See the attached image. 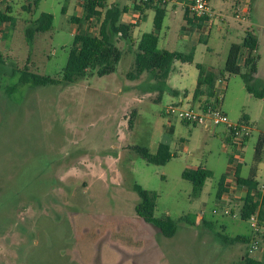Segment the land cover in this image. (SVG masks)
Masks as SVG:
<instances>
[{
  "label": "rangeland",
  "instance_id": "374dc122",
  "mask_svg": "<svg viewBox=\"0 0 264 264\" xmlns=\"http://www.w3.org/2000/svg\"><path fill=\"white\" fill-rule=\"evenodd\" d=\"M141 1L108 5L128 8L131 21H137L135 5L144 6ZM187 1L167 4L159 48L192 55L193 62L173 64L162 94L148 73L131 78L137 42L154 31L152 11L135 30L134 44L115 38L124 52L115 73L17 86L25 69L62 81L75 36L97 34L105 10L100 19L76 23L83 0L4 1L3 8L9 4L12 12L10 22L0 25V264H239L246 254L264 257V227L255 231L250 220H242L246 189L234 176L241 166L247 177L253 164L264 133V98L249 94L241 75L224 72L231 47L243 45L251 33L258 42L251 85L264 87V0H210L208 16L192 17V24ZM44 13L54 17L53 25L30 45L26 32ZM126 17L122 13L120 22ZM246 58L243 53L238 61L242 75L249 73ZM198 64L218 75L215 94L203 98L218 104L233 124L250 119L251 134L242 145L227 146L223 134L166 115L172 104L191 108L185 94L196 90ZM160 144L174 155L163 166L149 164L134 150L156 154ZM262 161L261 171L264 154ZM198 167L209 177L195 197L182 174ZM225 175L228 194L220 193ZM137 185L158 195L155 217L177 223L173 237L137 215ZM204 222L213 223L215 233L251 242L225 245Z\"/></svg>",
  "mask_w": 264,
  "mask_h": 264
},
{
  "label": "trees",
  "instance_id": "16d2710c",
  "mask_svg": "<svg viewBox=\"0 0 264 264\" xmlns=\"http://www.w3.org/2000/svg\"><path fill=\"white\" fill-rule=\"evenodd\" d=\"M109 0H83V15L81 18H73L76 23H85L91 21L93 18H101V9L105 10L103 19L100 21L99 32L95 35L90 33L77 34L74 39V44L70 50L68 64L63 72V80H57L48 77H41L31 74L28 69L21 71L20 82L17 86L32 85L48 86L56 85L61 82L72 83L77 78H82L92 75L97 72L99 76H106L116 72L117 66L120 63L124 52L116 45L115 38L127 41L134 44L133 32L135 25L130 23L120 22L122 13L127 12V8L121 10L117 5H108ZM136 1V0H135ZM178 0H148L142 2L145 7H152L155 11L153 21L154 31L151 33H144L137 42V50L135 57V67L132 71L131 78L135 79L148 73L149 77L158 84V89L161 94L167 89V80L172 72V66L176 61L182 63H192L193 56L185 55L179 52H171L159 48L158 33L162 30L164 20L167 14L166 6L169 2ZM136 9H141V5H136ZM12 12L11 6L8 4L6 9L0 10V25L10 22L8 15ZM189 13V12H188ZM189 23H193V19L203 20L206 16L198 18L189 13ZM193 17V19H192ZM54 22V17L51 14H42L41 17L32 23V27L28 28L26 36L30 45L33 44L35 35L40 32H47L51 29ZM258 46L257 39L251 34L247 33L243 45H233L230 49L224 72L231 75H241L246 83V88L249 94L257 99L264 98V87L261 90H256L252 85L255 78L257 67L256 59L252 54L256 51ZM246 53V62L249 67V73L241 74L238 61L240 56ZM2 62V57H0ZM199 76L197 80L194 97L198 99L204 88L208 87L207 93L215 94V84L218 78L216 73H212L209 69L201 64L197 65ZM223 75V72L220 73ZM173 94L178 95L179 92L173 91ZM218 105V104H216ZM205 104L203 106L206 107ZM250 119L245 116L239 123H249ZM190 124L187 122H183ZM196 126V125H194ZM247 140V139H246ZM229 144H232L231 138L227 139ZM134 150L149 164L163 166L170 162L174 155L171 152L170 146L160 144L156 154L149 152L147 148L135 147ZM264 154V133H261L255 147L254 161L250 167L247 177L242 176L241 166L236 167L234 176L237 181V186L246 189V197L241 210V218L244 221L257 214L258 226L264 227V195L261 193L260 182L258 180L259 164L262 162ZM233 163V159H231ZM183 179L189 181L193 185L194 196L199 197L204 189L206 181L209 177V171L204 167L196 169H187L182 174ZM226 175L221 180L220 193H227L225 187ZM135 191L139 194L140 203L136 208L137 215L146 223L155 227L163 236L171 238L178 229L177 223L170 217L156 218V200L157 194L142 189L140 186H135ZM228 194V193H227ZM257 197L258 199H255ZM187 224L191 223L189 217L181 219ZM204 225L210 230L218 239L219 242L225 245L249 244L251 238L247 237H228L223 233H215L213 223L204 222ZM239 264H264V257L262 259H255L250 254H246Z\"/></svg>",
  "mask_w": 264,
  "mask_h": 264
},
{
  "label": "built area",
  "instance_id": "2783aa9c",
  "mask_svg": "<svg viewBox=\"0 0 264 264\" xmlns=\"http://www.w3.org/2000/svg\"><path fill=\"white\" fill-rule=\"evenodd\" d=\"M4 1L6 0H0V10L4 9ZM143 1L147 2L148 0H142L141 2ZM209 3L210 0H188L185 4L189 13L201 18L208 16L210 13ZM236 18L240 19L241 17L236 14ZM165 113L168 116H176L183 122L196 126H202L204 129L212 133H214L217 128L224 126L229 132L232 145L236 146L242 145L251 134L252 127L250 125L246 123H231L229 117L218 105L214 106L212 104H208L206 107H201L196 110L194 108H184L181 104H172L166 108ZM226 213H228V211H226ZM250 221L252 222V228H254L255 231L258 230L257 214L253 215L250 218ZM253 248L255 250L258 249L257 246H254Z\"/></svg>",
  "mask_w": 264,
  "mask_h": 264
},
{
  "label": "crops",
  "instance_id": "0c3cea01",
  "mask_svg": "<svg viewBox=\"0 0 264 264\" xmlns=\"http://www.w3.org/2000/svg\"><path fill=\"white\" fill-rule=\"evenodd\" d=\"M174 2H176V1H174ZM116 5V4H115ZM136 5H140V4H136ZM135 5V6H136ZM128 9V8H127ZM135 10H137L138 12H139V18H138V20L136 21H131V18H129V14H130V11L131 10H127V12L126 13H124L127 17H126V20L123 22V23H127V24H130V23H132V24H134L135 25V28H134V32H133V38H134V33H135V30H137L138 28H139V25H140V23L142 22V21H147L148 19H149V17H150V15H148V11H152L153 13H152V19H153V21H154V17H155V11H154V9L152 8V7H145V6H142V8L141 9H136L135 8ZM189 15V14H188ZM189 17H190V15L187 17V21H189ZM189 23V22H188ZM190 24V23H189ZM210 71V70H209ZM207 92H205L204 91V93H202V95H201V97H199L198 99H196L195 97H194V93L193 94H189L187 91H186V94H185V96H186V100H187V102L189 103L188 105H189V107H191V108H194V109H199V108H201V107H203L205 104L206 105H208V104H212V102L209 100V99H204L203 97H204V95H207L206 94ZM250 124H251V121L249 122ZM186 124V123H185ZM220 128V127H219ZM219 128H217L216 130H215V132H214V134H216V135H219V134H223L224 135V138H226V141H227V139L229 138V132L227 131V129L224 127V129L223 130H221L219 133H217L218 132V130H219ZM232 143V142H231ZM227 144V146H230V145H232V144H230L229 145V143L227 142L226 143ZM167 145V144H166ZM169 146V145H168ZM171 148V147H170ZM263 162V161H262ZM258 176H260V177H262L263 179H264V170L263 171H261L260 169H258ZM257 176V177H258ZM227 178V177H226ZM226 182V181H225ZM260 182V181H259ZM260 186H261V184H260ZM226 187V186H225ZM264 195V194H263ZM237 196V195H236ZM255 199H256V197H255Z\"/></svg>",
  "mask_w": 264,
  "mask_h": 264
}]
</instances>
